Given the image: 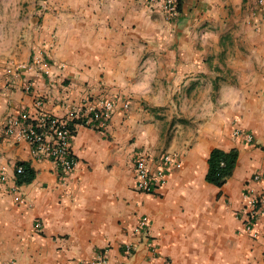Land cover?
I'll list each match as a JSON object with an SVG mask.
<instances>
[{
	"label": "crops",
	"instance_id": "1",
	"mask_svg": "<svg viewBox=\"0 0 264 264\" xmlns=\"http://www.w3.org/2000/svg\"><path fill=\"white\" fill-rule=\"evenodd\" d=\"M263 13L256 0H180L173 19L145 0H0V264H264L263 222L252 238L238 218L246 189H264L250 181L264 169ZM35 56L48 73L18 68ZM36 97L53 115L115 104L108 128H75L69 173L1 131ZM214 148L238 152L220 187L205 180ZM164 153L180 166L136 191L135 155L154 166ZM18 161L34 178L12 192Z\"/></svg>",
	"mask_w": 264,
	"mask_h": 264
},
{
	"label": "built area",
	"instance_id": "2",
	"mask_svg": "<svg viewBox=\"0 0 264 264\" xmlns=\"http://www.w3.org/2000/svg\"><path fill=\"white\" fill-rule=\"evenodd\" d=\"M145 1L150 9L158 8L167 19H173L178 14V0ZM256 3L259 6H264V0H256ZM32 63L38 66L42 64L40 67L42 72H49V64L41 56H35L31 63L29 61L20 63L18 68L20 70L28 69ZM24 90H31V82H26ZM122 107L124 109L128 108V103L124 102ZM114 110L113 100L99 97L85 100L78 105H68L62 115H53L43 109V99L36 97L34 99V112H20L6 117L2 122L1 131L16 141L23 140L27 142L30 145L33 158L49 160L55 164L56 169L60 172L69 173L77 165V159L71 146L75 128L84 125L106 129L112 119ZM71 125L74 129L70 128ZM234 134L244 135L248 142L252 140L250 134H244L238 129L235 130ZM179 166L180 163L171 153H164L160 162L154 166L147 163L145 156L136 154L133 159L134 189L145 194L155 193L167 183L171 169ZM14 167L15 177V174L22 173L23 169L20 165ZM0 179L5 180L6 175L1 174ZM250 181L264 182V169L254 172ZM16 187L18 185L14 182L11 187L12 192L16 191ZM242 197L244 204L238 216L241 230L246 235L257 238L260 235L258 230L260 221L263 222L262 232L264 234V189L256 191L253 187L247 188ZM15 200L20 201V197L16 195ZM148 226L149 217L142 215L137 228L144 229ZM34 227L39 230L41 223L39 221L35 222ZM133 254L132 244H126L123 250L124 257L129 258ZM8 264H13V262ZM86 264H108V262L104 254H99ZM116 264H124V262Z\"/></svg>",
	"mask_w": 264,
	"mask_h": 264
},
{
	"label": "trees",
	"instance_id": "3",
	"mask_svg": "<svg viewBox=\"0 0 264 264\" xmlns=\"http://www.w3.org/2000/svg\"><path fill=\"white\" fill-rule=\"evenodd\" d=\"M179 8L180 0H178V9ZM70 128L74 129L72 125ZM95 129L101 130V128ZM237 156L238 152L234 148L228 151L219 148L212 149L207 159L208 169L205 180L217 187L222 186L225 180L231 176L236 165ZM15 165H20L23 169L22 173L15 174L14 182L16 185L20 186L27 184L34 178V172L26 162L18 161Z\"/></svg>",
	"mask_w": 264,
	"mask_h": 264
}]
</instances>
